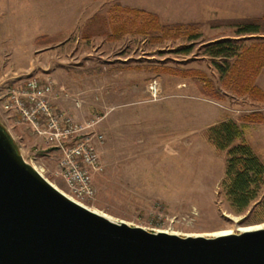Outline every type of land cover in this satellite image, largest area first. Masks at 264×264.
Wrapping results in <instances>:
<instances>
[{"label": "rangeland", "instance_id": "374dc122", "mask_svg": "<svg viewBox=\"0 0 264 264\" xmlns=\"http://www.w3.org/2000/svg\"><path fill=\"white\" fill-rule=\"evenodd\" d=\"M114 4L151 13L164 26L194 25L199 37L192 53H174L189 44L185 38L108 40L104 21ZM244 21H258L256 36L264 39V0H0V49L9 52L16 81L53 72V93L64 86L69 114L79 122L99 120L103 170L93 175L95 212L148 231L214 237L264 227L251 209L232 213L218 194L225 152L216 151L204 135L232 120L264 165V65L254 82L255 99L221 89L202 53L205 44L242 38L235 31ZM150 63L200 71L223 91L222 98L204 95L194 79L132 70ZM153 83L155 97L149 90ZM249 114L253 117L245 122ZM13 135L24 158L65 192L64 183L51 175L57 153L22 124Z\"/></svg>", "mask_w": 264, "mask_h": 264}, {"label": "water", "instance_id": "95a60500", "mask_svg": "<svg viewBox=\"0 0 264 264\" xmlns=\"http://www.w3.org/2000/svg\"><path fill=\"white\" fill-rule=\"evenodd\" d=\"M0 264H264V227L181 237L107 219L42 177L0 123Z\"/></svg>", "mask_w": 264, "mask_h": 264}, {"label": "trees", "instance_id": "16d2710c", "mask_svg": "<svg viewBox=\"0 0 264 264\" xmlns=\"http://www.w3.org/2000/svg\"><path fill=\"white\" fill-rule=\"evenodd\" d=\"M104 22L108 26L107 36L110 41H119L128 35L155 43L185 38L189 44L177 47L174 52L180 55L192 53L193 44L199 37L194 25L164 26L151 13L124 8L118 4L112 5ZM259 29L258 21H244L236 25L235 31V36L242 38L220 39L203 45L202 53L216 70L221 89L256 99L254 82L264 65V39L256 36L260 34ZM132 70L194 79L204 95L216 100H220L223 95V91L214 88L212 82L200 71L154 63ZM252 117L249 114L243 120L248 121ZM204 135L216 151L225 152L224 176L218 194L223 196L232 213L241 215L251 209L249 213L254 215L256 221H264V165L246 144L241 126L232 120H225L207 128Z\"/></svg>", "mask_w": 264, "mask_h": 264}, {"label": "built area", "instance_id": "2783aa9c", "mask_svg": "<svg viewBox=\"0 0 264 264\" xmlns=\"http://www.w3.org/2000/svg\"><path fill=\"white\" fill-rule=\"evenodd\" d=\"M53 89L50 76L39 79L25 75L7 88L1 98L2 124L16 141L13 129L21 124L31 135L43 139L45 145L57 153L51 175L64 183L65 192H60L93 211L92 203L96 197L93 175L103 170L97 151L103 143V135L97 128L99 120L79 122L69 113L55 109L51 105ZM149 90L155 97L156 84L153 83ZM75 106L78 107V103ZM38 172L44 177V171Z\"/></svg>", "mask_w": 264, "mask_h": 264}, {"label": "crops", "instance_id": "0c3cea01", "mask_svg": "<svg viewBox=\"0 0 264 264\" xmlns=\"http://www.w3.org/2000/svg\"><path fill=\"white\" fill-rule=\"evenodd\" d=\"M55 33V30L54 32ZM48 34L50 35V32H48ZM1 35V33H0ZM9 52L6 49H0V102L2 101L1 98L4 94V92L6 91L7 88L11 87L12 85H14L17 81V77H16V73L14 71V67H12V64L9 65L8 64V58H9ZM22 70V69H20ZM48 73V71H47ZM48 76H52V73H48ZM54 76V75H53ZM61 77H59V75L57 76V81L58 83H60L61 85H65L66 82H62L59 81ZM52 79V78H51ZM65 80V78H63ZM54 87L56 86V82L54 80ZM64 86L60 87V92H54V96L53 99L51 101V105L58 110H63L66 111L68 113L71 112V109L69 110L68 107L66 105H64V101L65 99H63L64 97L61 96L62 95V91ZM130 144V143H129ZM130 147V146H129Z\"/></svg>", "mask_w": 264, "mask_h": 264}, {"label": "bare ground", "instance_id": "6f19581e", "mask_svg": "<svg viewBox=\"0 0 264 264\" xmlns=\"http://www.w3.org/2000/svg\"><path fill=\"white\" fill-rule=\"evenodd\" d=\"M94 211V210H93ZM95 212V211H94ZM97 213V212H96ZM99 214V213H98ZM101 215V214H100ZM102 216H104V215H102ZM105 217V216H104ZM105 218H107V219H109L108 217H105ZM240 231H242V230H240ZM244 232V231H243ZM228 234H230V232L229 231H223V232H220L219 234H217V236H220V235H228Z\"/></svg>", "mask_w": 264, "mask_h": 264}]
</instances>
